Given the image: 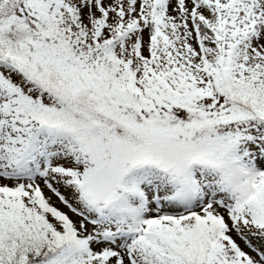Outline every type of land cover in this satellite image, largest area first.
I'll list each match as a JSON object with an SVG mask.
<instances>
[{
  "label": "snow or ice",
  "instance_id": "obj_1",
  "mask_svg": "<svg viewBox=\"0 0 264 264\" xmlns=\"http://www.w3.org/2000/svg\"><path fill=\"white\" fill-rule=\"evenodd\" d=\"M0 264H264V0H0Z\"/></svg>",
  "mask_w": 264,
  "mask_h": 264
}]
</instances>
